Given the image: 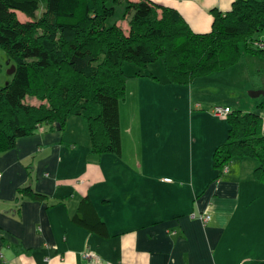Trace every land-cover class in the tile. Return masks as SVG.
Listing matches in <instances>:
<instances>
[{"label": "crops", "instance_id": "crops-1", "mask_svg": "<svg viewBox=\"0 0 264 264\" xmlns=\"http://www.w3.org/2000/svg\"><path fill=\"white\" fill-rule=\"evenodd\" d=\"M147 1L177 11L193 32L207 33L214 13L224 15L237 0ZM121 22L116 24L126 32V20ZM135 75L123 101L127 108L134 105L129 97L140 110L154 88L181 86L166 77ZM193 84L187 85V106ZM120 104L118 157L92 153L87 123L75 116L61 131L38 126L0 153V264L262 262L264 184L253 178L256 161H231L219 178L212 164L213 150L226 140L227 120L198 108L197 113H145L147 103L143 113L134 108L121 113ZM259 104L264 106L244 103L240 112L258 114L264 136ZM215 105L237 111L226 103L210 108ZM84 198L105 224L107 237L80 224ZM201 214L209 215L207 223L197 219ZM86 251L99 261L83 258Z\"/></svg>", "mask_w": 264, "mask_h": 264}, {"label": "trees", "instance_id": "trees-1", "mask_svg": "<svg viewBox=\"0 0 264 264\" xmlns=\"http://www.w3.org/2000/svg\"><path fill=\"white\" fill-rule=\"evenodd\" d=\"M113 2L124 3L126 32L116 23L105 25L114 14L107 0H0V48L14 66L11 81L0 86V153L38 126L61 131L75 116L87 123L92 153L120 156L125 64L160 61L168 83L185 86L233 67L248 54L264 61V44L248 45L264 41V0H237L224 15L215 12L207 33L193 32L177 11L147 0ZM17 11L28 21L19 22ZM29 97L46 104L32 106ZM227 122L226 140L212 154L216 178L231 161L252 159L257 163L253 178L264 184L262 118L232 111ZM79 210L82 226L107 237L88 198Z\"/></svg>", "mask_w": 264, "mask_h": 264}, {"label": "rangeland", "instance_id": "rangeland-1", "mask_svg": "<svg viewBox=\"0 0 264 264\" xmlns=\"http://www.w3.org/2000/svg\"><path fill=\"white\" fill-rule=\"evenodd\" d=\"M107 4L114 7V14L106 20L105 25L110 26L116 22L123 25L121 22L123 19L121 17L125 7L124 3H114L113 0H107ZM40 14L41 11L36 14L37 17H39ZM16 18L21 23L28 21V19L22 18L21 16L16 15ZM257 42L250 40L248 45L251 46ZM7 62L9 64H7ZM12 66V62L8 61L3 50L0 48V74L2 75L0 86H4L11 81L12 75H9L8 71ZM122 70L126 77L124 101L130 92L129 90L132 89V87H130L132 86L131 78H133L134 74H152L158 80H162L165 77L160 61L150 63L144 67H137L133 64H125L122 67ZM193 83L192 88L190 87L193 98L191 103H189V106H187L186 102V98L188 97L187 90L189 89V86H173L174 88L179 89L177 91L173 90V87L171 90H167L165 87L163 88L159 86L154 88L155 90L153 89V92L149 91V97H151L150 99L144 102L143 100L140 101V110L137 109L138 104L134 98L129 97L127 102L130 103L133 101L134 105L127 108V104H123L122 101L120 102V111L121 113L132 112L134 108V112L143 113L145 103L150 105V109L146 108L147 111H145V113H188L189 109L191 113L199 112L197 111L198 109L200 110L199 113H210L211 104L223 103L229 104L233 109H237V111H244L246 109H241L244 103L264 102V95L254 98L249 96L250 92L264 91V61L262 57L248 54L242 57L241 60L233 67L209 74L206 78L202 77V79H196ZM133 86L136 88V82ZM230 96H232L231 99H229ZM174 97L178 100H174ZM26 103L35 107H38L41 104H46L45 101L40 102L34 97L26 98ZM259 113H264V107L259 111Z\"/></svg>", "mask_w": 264, "mask_h": 264}, {"label": "built area", "instance_id": "built-area-1", "mask_svg": "<svg viewBox=\"0 0 264 264\" xmlns=\"http://www.w3.org/2000/svg\"><path fill=\"white\" fill-rule=\"evenodd\" d=\"M263 40H264V38H263ZM255 44L258 46H263L264 41L263 42L258 41ZM211 113H212L213 117L222 121V120H227L228 116L232 113V110L227 106L215 105L212 108ZM225 171H226V168L223 169V172H225ZM191 217L196 218V216L194 214H192ZM197 219L205 224L209 221L210 217H209V215L201 214V215L197 216ZM82 256H83V258L87 259L90 262H98L99 261L98 257L90 251H86V252L82 253Z\"/></svg>", "mask_w": 264, "mask_h": 264}, {"label": "water", "instance_id": "water-1", "mask_svg": "<svg viewBox=\"0 0 264 264\" xmlns=\"http://www.w3.org/2000/svg\"><path fill=\"white\" fill-rule=\"evenodd\" d=\"M13 72H14V66H12V67L10 68V70L8 71V74H9V75H12ZM260 95H264V91H254V92H250V93H249V96H250L251 98L258 97V96H260Z\"/></svg>", "mask_w": 264, "mask_h": 264}]
</instances>
